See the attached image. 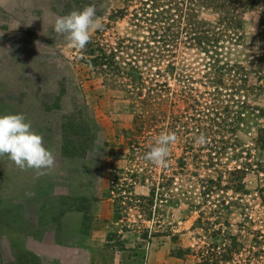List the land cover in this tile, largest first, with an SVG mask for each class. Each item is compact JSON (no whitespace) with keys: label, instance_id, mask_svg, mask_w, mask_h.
Returning a JSON list of instances; mask_svg holds the SVG:
<instances>
[{"label":"rangeland","instance_id":"rangeland-1","mask_svg":"<svg viewBox=\"0 0 264 264\" xmlns=\"http://www.w3.org/2000/svg\"><path fill=\"white\" fill-rule=\"evenodd\" d=\"M88 5L77 50L53 26ZM8 113L55 166L0 157V264H264V0H0Z\"/></svg>","mask_w":264,"mask_h":264},{"label":"clouds","instance_id":"clouds-1","mask_svg":"<svg viewBox=\"0 0 264 264\" xmlns=\"http://www.w3.org/2000/svg\"><path fill=\"white\" fill-rule=\"evenodd\" d=\"M102 27L101 18L97 16L95 5L85 6L82 10H73L65 16L58 17L53 29L64 35L70 46L83 50L91 41L95 30ZM174 131L161 132L154 145L145 154V159L156 166L167 167L171 148L177 142ZM206 137L201 133L195 138V144L203 145ZM7 155L21 169L42 170L55 166V154L44 144L43 135L32 129L31 122L23 113L0 115V157Z\"/></svg>","mask_w":264,"mask_h":264}]
</instances>
